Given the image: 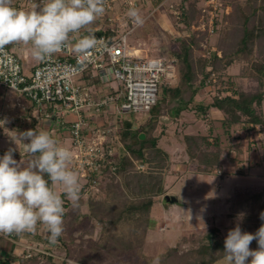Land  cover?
<instances>
[{"label":"rangeland","instance_id":"rangeland-1","mask_svg":"<svg viewBox=\"0 0 264 264\" xmlns=\"http://www.w3.org/2000/svg\"><path fill=\"white\" fill-rule=\"evenodd\" d=\"M246 1H130L138 2L137 6L116 1L114 8L105 10L90 28L94 32L100 27L114 28L118 32L130 30L129 44L140 49L143 56L169 57L177 50L188 51L196 58L205 57L209 71L213 56H223L224 50L231 47L227 32L233 26L231 17L235 4L238 2L245 8ZM42 3L43 0H13V6L25 11L42 6ZM133 7L143 18L140 25L127 16ZM7 47L14 49L27 73L40 62L30 55L26 45ZM260 48L255 42L251 45L250 59L222 63L221 69L210 75L211 81L198 92L189 109L179 116L171 115L168 100L162 103L160 112L138 111L124 115L133 123L132 134L150 132L155 123L152 134L170 155L168 167L163 171L165 191L154 198L149 218L146 209L129 208L132 202L141 200L125 185V177L117 173L120 152L115 167L103 169L91 180L77 173L80 181L78 206L74 207L68 197L61 196L65 209L64 232L58 243L51 245L46 241L49 233L37 225L38 235L30 233V238L35 240L37 236L39 240L29 242L26 249L32 255L41 252L42 261H45L42 264H46L47 250L58 262L68 258L70 264H153L157 257L159 264H196V259L209 257V251L203 252L201 248L211 242L210 234L212 242L217 243L224 242L228 231L237 225L242 232L256 233L264 224L260 218L264 212V198L252 196L264 191V125L248 131L242 124H235L226 131L221 123L225 114L217 111L212 103L216 96L229 94L231 88L248 91L257 88L259 82L264 84V52ZM17 97V92L0 85V106L12 116L21 110ZM262 111L264 116V102ZM62 120L60 115L53 120L51 130L54 134L64 130ZM35 124L31 129H36ZM197 133L210 134L212 143L219 138L221 160L218 165L201 164L190 157L185 136ZM3 137L0 136L1 145L14 141ZM134 166L137 170H148L138 159H134ZM54 189L60 188L55 185ZM121 191L129 198L126 203ZM169 196H174L178 202L166 200ZM99 202L114 204L108 209L113 213L98 210ZM93 207L97 209L95 213H92ZM97 223L103 226L102 230L96 229ZM213 228H218L219 232L211 231ZM250 248H258L256 240L251 242ZM223 252L221 247L215 254ZM212 264H225V261L222 257Z\"/></svg>","mask_w":264,"mask_h":264},{"label":"built area","instance_id":"built-area-1","mask_svg":"<svg viewBox=\"0 0 264 264\" xmlns=\"http://www.w3.org/2000/svg\"><path fill=\"white\" fill-rule=\"evenodd\" d=\"M116 1L139 4L130 2L133 0H106L105 10L111 11ZM102 29L71 34L67 48L40 61L30 73L24 70L13 48L6 50L14 63L0 65V85L18 93L21 109L12 116L0 106V136L11 134V126L30 122L36 116L34 112L49 121L60 115L70 137L68 145L60 144L72 152L69 167L88 180L103 169L115 167L124 149L120 132L129 121L124 115L150 111L163 88L178 79L174 58L143 56L137 52L140 49L130 46V30ZM90 32L102 44L93 50L87 67L81 69L72 45ZM29 107H34L31 115ZM30 253L28 250L25 256L31 257Z\"/></svg>","mask_w":264,"mask_h":264},{"label":"clouds","instance_id":"clouds-1","mask_svg":"<svg viewBox=\"0 0 264 264\" xmlns=\"http://www.w3.org/2000/svg\"><path fill=\"white\" fill-rule=\"evenodd\" d=\"M105 3L106 0H43L42 6L25 11L13 6V0H0V65L14 63L6 50L13 44L28 46L30 55L38 61L59 53L69 46L71 34L89 29L104 14ZM127 16L137 25L143 23L135 7L128 10ZM101 44L90 32L72 45L81 69L87 67L93 50ZM14 142L18 147L22 144L31 159L22 167L13 158V148L0 157V234L34 233L39 224L49 233V243L55 245L64 232L65 209L64 201L49 182L61 185L73 206H78L80 181L69 167L72 152L47 130L29 129L19 133ZM260 218L264 220V212ZM102 228L97 223L96 229ZM253 240L258 243L256 250L250 248ZM223 259L225 264H264V224L254 234L242 232L239 225L229 230ZM153 264H159V257Z\"/></svg>","mask_w":264,"mask_h":264},{"label":"trees","instance_id":"trees-1","mask_svg":"<svg viewBox=\"0 0 264 264\" xmlns=\"http://www.w3.org/2000/svg\"><path fill=\"white\" fill-rule=\"evenodd\" d=\"M246 2L248 5L245 8L240 6L238 2L235 4L231 17L233 26L227 32L231 38L229 42L231 47L224 50L223 56L217 54L213 56L209 71L207 70L209 65L207 64V58H196L188 51L174 50L171 52L169 58H174L177 64V82L172 86L163 88L158 102L150 111L160 112L162 103L168 100L171 115L174 117L181 115L182 111L189 109L195 101L200 89L211 81L210 75L221 69L222 63L229 64L234 59H250L252 56L251 45L255 42L264 52V0H247ZM263 102L264 84L259 82L258 87L254 90L231 88L229 94L216 96L212 106L224 112L225 117L221 123L226 131H230V128L235 124H242L249 131L264 125ZM132 127L133 123L127 121L126 127L120 132L124 149H122V156L116 165L117 173L125 177V185L141 200L140 202H132L129 208L146 209V215L149 218L154 198L165 191L163 171L168 167L170 155L167 150L158 145L157 136L152 134L155 123L152 124L150 132L142 131L145 133L144 137L140 136L141 132L132 134ZM185 137L191 158L198 159L197 161L201 164L218 165L220 163L221 148L218 137L214 139L216 142L213 143L210 134H187ZM130 139L135 140V142L130 141ZM212 146L214 147L212 148ZM134 159H138L141 163L147 165L148 170H137L134 166ZM45 178L47 179V177ZM49 183L51 186V182ZM114 185L120 186V184ZM121 192L126 203L129 198L123 191ZM60 196L67 198L65 193ZM252 196L264 198V191ZM113 207L114 204L111 202L110 204L99 202V208L97 209L107 212L106 210ZM97 209L93 207L92 213H95ZM107 213H113V211L108 210ZM211 231L219 232L218 228H213ZM209 237L211 242L201 248L203 252L209 251V257L196 259V264H212L223 257V253L215 254V252L221 247L224 249V242H212L211 234ZM46 249H48V246L45 247ZM41 254V252H35L30 258L21 257L18 264H42L45 261H42ZM44 258H46V264H70L68 258L58 262L48 250ZM0 264H14V261L12 257H3L0 258Z\"/></svg>","mask_w":264,"mask_h":264},{"label":"crops","instance_id":"crops-1","mask_svg":"<svg viewBox=\"0 0 264 264\" xmlns=\"http://www.w3.org/2000/svg\"><path fill=\"white\" fill-rule=\"evenodd\" d=\"M201 90L202 89H200V91ZM27 103H29V102H27ZM33 109H34V107H32L31 109L29 107V110L33 111ZM216 110L222 114V111L220 109L217 108ZM34 114L36 115L35 116L36 119L32 118V120L30 122H26V124H23L21 126H19V125L11 126V129L13 128L11 131V134L5 135L4 136L5 139L6 138L11 139L12 138V139L16 140V137L19 133L25 132V131L33 128L32 125H34V122H36L35 127L37 130H47L51 133L54 132V130H51L53 122H54L53 120L52 121L46 120L45 118L38 116V114L36 112H34ZM43 128H45V129H43ZM54 137L58 140L59 144H61V145L62 144L68 145L70 142L69 133L65 130L57 131L56 134H54ZM67 140H69V141H67ZM24 142L28 143L29 141L25 140ZM9 148L15 149V151L13 153V158L16 159L17 162H20L22 167H26L28 165L31 157H29V155L27 153H25V151L23 149V145L21 144L18 147L14 141L12 142V144H9V145H6L5 143H3L1 145V143H0V153L2 154L0 156L2 157L4 155V153ZM239 175H241V174H239ZM242 176L250 177L249 175H242ZM57 187L60 188L58 190L59 192L57 191V193L59 195H60V193H64L61 185H57ZM54 188H55V185H54ZM38 226L43 228L39 224H38ZM39 227H37V229H36L37 231H38ZM34 233H36L35 235H38L37 232H34ZM32 240H33L32 237L30 238V233H24L20 236L15 235V234H11V235L0 234V258L12 257L14 264H18L19 259L21 257H24V254L28 251V249H26V246H28L30 244L29 242L33 243V241L39 240V237L36 236L35 240H33V241Z\"/></svg>","mask_w":264,"mask_h":264},{"label":"water","instance_id":"water-1","mask_svg":"<svg viewBox=\"0 0 264 264\" xmlns=\"http://www.w3.org/2000/svg\"><path fill=\"white\" fill-rule=\"evenodd\" d=\"M140 136H141V137H144V134L141 133ZM167 199H168L169 201H172V202H178V199L175 198L174 196H172V197L169 196V197H167Z\"/></svg>","mask_w":264,"mask_h":264},{"label":"bare ground","instance_id":"bare-ground-1","mask_svg":"<svg viewBox=\"0 0 264 264\" xmlns=\"http://www.w3.org/2000/svg\"><path fill=\"white\" fill-rule=\"evenodd\" d=\"M137 52L139 53V52H140V50H137Z\"/></svg>","mask_w":264,"mask_h":264}]
</instances>
